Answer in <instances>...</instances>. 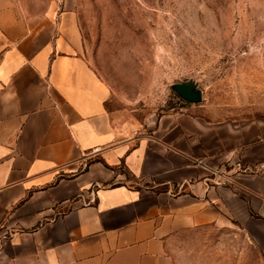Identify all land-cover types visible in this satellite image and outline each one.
Returning <instances> with one entry per match:
<instances>
[{
	"label": "crops",
	"instance_id": "obj_1",
	"mask_svg": "<svg viewBox=\"0 0 264 264\" xmlns=\"http://www.w3.org/2000/svg\"><path fill=\"white\" fill-rule=\"evenodd\" d=\"M58 27L0 0V258L177 264L169 247L180 232L231 225L264 255V119L162 115L130 136ZM235 162L249 171L230 175ZM213 171L231 186L214 185Z\"/></svg>",
	"mask_w": 264,
	"mask_h": 264
},
{
	"label": "rangeland",
	"instance_id": "obj_2",
	"mask_svg": "<svg viewBox=\"0 0 264 264\" xmlns=\"http://www.w3.org/2000/svg\"><path fill=\"white\" fill-rule=\"evenodd\" d=\"M14 5L19 15L46 17L70 43H79L110 90L106 107L112 121L130 136L149 133L162 115L211 122L264 119V0H14ZM187 80L198 92L195 102L171 88ZM240 168L235 162L230 175L248 170ZM226 177L213 171L214 185L231 186ZM8 235L0 232V239ZM176 239L169 249L177 264H264L251 234L235 225L187 229ZM0 264L14 263L0 258Z\"/></svg>",
	"mask_w": 264,
	"mask_h": 264
},
{
	"label": "water",
	"instance_id": "obj_3",
	"mask_svg": "<svg viewBox=\"0 0 264 264\" xmlns=\"http://www.w3.org/2000/svg\"><path fill=\"white\" fill-rule=\"evenodd\" d=\"M195 84L191 80L178 82L171 86L172 90L184 101L195 102L198 100V92L194 90Z\"/></svg>",
	"mask_w": 264,
	"mask_h": 264
},
{
	"label": "built area",
	"instance_id": "obj_4",
	"mask_svg": "<svg viewBox=\"0 0 264 264\" xmlns=\"http://www.w3.org/2000/svg\"><path fill=\"white\" fill-rule=\"evenodd\" d=\"M197 163H200V162H197ZM240 169H241L242 171L246 170L244 167H243V168H240ZM221 178H222V179H223V178L226 179L227 177H222V176H221ZM93 199H94V198H93V192L91 191V192H90V197L88 198V201H89V202H92Z\"/></svg>",
	"mask_w": 264,
	"mask_h": 264
},
{
	"label": "trees",
	"instance_id": "obj_5",
	"mask_svg": "<svg viewBox=\"0 0 264 264\" xmlns=\"http://www.w3.org/2000/svg\"><path fill=\"white\" fill-rule=\"evenodd\" d=\"M239 196L243 198V196L241 194H239ZM248 210H249L250 215H252L254 217H259L257 214H255L254 212H252V210L250 208H248Z\"/></svg>",
	"mask_w": 264,
	"mask_h": 264
}]
</instances>
